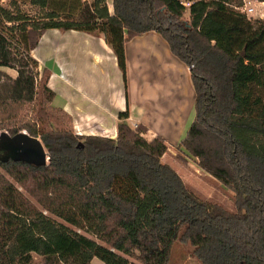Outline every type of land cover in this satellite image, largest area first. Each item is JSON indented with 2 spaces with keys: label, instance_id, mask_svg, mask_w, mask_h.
I'll use <instances>...</instances> for the list:
<instances>
[{
  "label": "trees",
  "instance_id": "trees-1",
  "mask_svg": "<svg viewBox=\"0 0 264 264\" xmlns=\"http://www.w3.org/2000/svg\"><path fill=\"white\" fill-rule=\"evenodd\" d=\"M29 3L39 17L17 2L0 6L7 30L0 32V66L17 56L24 62L15 83L22 68H37L30 51L47 29L102 33L123 79L125 42L149 31L162 36L189 66L195 92L176 158L186 159L184 150L194 157L232 192L234 209L203 199L163 163L166 140H146L144 126L126 122L128 110L118 113L115 138L75 134L71 117L51 105L44 70L29 113L26 98H0V132L25 131L49 155L45 165L0 159L39 206L0 174V264H34L33 254L43 264H167L177 240L189 242L201 264H264V19L237 10L241 0H196L189 21L180 0H111V12L107 0H91L79 18L50 7L53 0Z\"/></svg>",
  "mask_w": 264,
  "mask_h": 264
},
{
  "label": "crops",
  "instance_id": "crops-1",
  "mask_svg": "<svg viewBox=\"0 0 264 264\" xmlns=\"http://www.w3.org/2000/svg\"><path fill=\"white\" fill-rule=\"evenodd\" d=\"M124 53L125 79L102 33L51 28L30 51L47 72L51 105L71 117L75 134L115 138L118 113L128 110L126 122L144 126L146 140L177 147L195 115L189 66L156 31L127 40Z\"/></svg>",
  "mask_w": 264,
  "mask_h": 264
},
{
  "label": "rangeland",
  "instance_id": "rangeland-1",
  "mask_svg": "<svg viewBox=\"0 0 264 264\" xmlns=\"http://www.w3.org/2000/svg\"><path fill=\"white\" fill-rule=\"evenodd\" d=\"M242 5L237 7V10L241 12V7L252 6L253 11L247 13L246 17L254 21L257 18L264 19V5L259 4L260 1L256 0H241ZM12 2H17L20 6L21 10L28 14L30 17H39L41 14V10L37 6H33L29 3V0H0V6L6 8H12ZM91 0H53V4H51L53 9L61 12H68L73 14L76 17L86 15L87 8L89 7ZM107 5L112 11L111 0H107ZM243 13V12H242ZM75 17V18H76ZM183 19L189 21V10L186 7ZM4 24L0 21V32L7 35V30L4 29ZM1 33V34H2ZM19 57H14L8 66H0V98H17L24 97L27 99L26 112H30L34 108L35 104V86L38 83L40 78H45V73L43 68H41L38 64L37 68L30 63L28 66L21 69L24 73L22 76V83H15V78L17 77V71L21 64ZM26 77H30L31 82H33L31 86V92L28 91V85L25 83ZM24 82V84H23ZM40 125V123H39ZM40 129H43V125L39 126ZM169 147L168 153L164 154L161 158L163 163L169 164L171 167L175 169V171L181 176L183 181L187 183L200 197L207 200L208 202H218L223 207L228 210H233L234 206L232 203V192L223 187L219 182H217L213 177L205 173L197 164V161L194 157L190 156L186 150L183 152V156L186 159H178L177 153H181L178 148L172 144H167ZM183 149V148H182ZM47 151V149L45 148ZM0 174L15 188H17L24 196H26L31 202L36 204L35 199L31 197L30 194L25 191L21 185L15 181L10 175H8L2 168H0ZM37 207H39L36 204ZM45 214H48L44 211ZM51 216V215H50ZM52 218L56 219L59 222L66 224L63 220L52 216ZM68 225V224H67ZM70 226V225H69ZM86 236L97 240V238L92 233L84 232L83 230L79 231ZM193 247L189 242H181L175 241L170 252L169 261L167 264H201L199 260L192 254ZM132 261V259H129ZM33 263L34 264H43V260L40 256L33 254ZM92 264H102L97 258L92 259Z\"/></svg>",
  "mask_w": 264,
  "mask_h": 264
},
{
  "label": "water",
  "instance_id": "water-1",
  "mask_svg": "<svg viewBox=\"0 0 264 264\" xmlns=\"http://www.w3.org/2000/svg\"><path fill=\"white\" fill-rule=\"evenodd\" d=\"M0 159L45 165L49 162V155L39 138L31 136L25 131H19L14 135L1 131Z\"/></svg>",
  "mask_w": 264,
  "mask_h": 264
},
{
  "label": "built area",
  "instance_id": "built-area-1",
  "mask_svg": "<svg viewBox=\"0 0 264 264\" xmlns=\"http://www.w3.org/2000/svg\"><path fill=\"white\" fill-rule=\"evenodd\" d=\"M196 0H180V3L184 6V7H188L195 2ZM259 4L264 5V1H260ZM241 12H243L244 14L247 15V13H250L253 11V7L252 6H243L241 7Z\"/></svg>",
  "mask_w": 264,
  "mask_h": 264
}]
</instances>
